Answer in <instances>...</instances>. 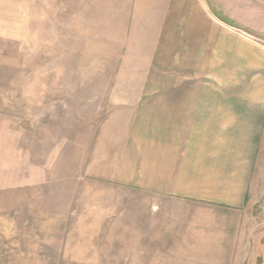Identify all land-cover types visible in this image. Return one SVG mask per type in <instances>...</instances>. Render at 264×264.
Listing matches in <instances>:
<instances>
[{"label": "rangeland", "instance_id": "rangeland-1", "mask_svg": "<svg viewBox=\"0 0 264 264\" xmlns=\"http://www.w3.org/2000/svg\"><path fill=\"white\" fill-rule=\"evenodd\" d=\"M132 4L0 0V264H264V122L242 208L119 176L165 10Z\"/></svg>", "mask_w": 264, "mask_h": 264}, {"label": "crops", "instance_id": "crops-1", "mask_svg": "<svg viewBox=\"0 0 264 264\" xmlns=\"http://www.w3.org/2000/svg\"><path fill=\"white\" fill-rule=\"evenodd\" d=\"M151 5L165 10L148 39V114L132 116L133 150L118 174L155 193L242 208L264 122V41L252 32L264 29L232 16L264 4L133 0L132 8Z\"/></svg>", "mask_w": 264, "mask_h": 264}]
</instances>
